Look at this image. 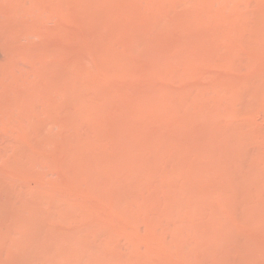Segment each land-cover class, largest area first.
Masks as SVG:
<instances>
[{"label": "bare ground", "instance_id": "1", "mask_svg": "<svg viewBox=\"0 0 264 264\" xmlns=\"http://www.w3.org/2000/svg\"><path fill=\"white\" fill-rule=\"evenodd\" d=\"M0 264H264V0H0Z\"/></svg>", "mask_w": 264, "mask_h": 264}]
</instances>
